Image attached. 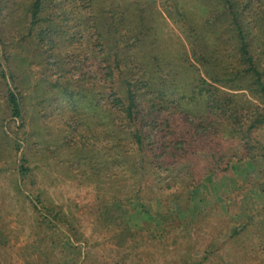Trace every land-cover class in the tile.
Wrapping results in <instances>:
<instances>
[{
  "label": "rangeland",
  "instance_id": "374dc122",
  "mask_svg": "<svg viewBox=\"0 0 264 264\" xmlns=\"http://www.w3.org/2000/svg\"><path fill=\"white\" fill-rule=\"evenodd\" d=\"M142 1L148 10L154 9L151 2L163 8L161 0ZM23 13L21 7L8 16L5 11L4 24L0 20V73L15 88L11 63L26 120L23 126L11 115L0 77V264H264V157L234 166L215 186L191 188H185L187 160L172 161L161 171L184 177L176 196H162L161 179L133 162L125 166L120 158L108 168L96 163L78 136L88 131L86 42L23 38ZM65 61L74 66L70 73ZM67 121L77 136L69 137ZM253 144L261 153L264 126ZM25 152L33 175L22 181ZM114 167L121 176L108 178ZM129 192L138 200L132 202ZM38 193L60 211L59 220L35 199Z\"/></svg>",
  "mask_w": 264,
  "mask_h": 264
},
{
  "label": "trees",
  "instance_id": "16d2710c",
  "mask_svg": "<svg viewBox=\"0 0 264 264\" xmlns=\"http://www.w3.org/2000/svg\"><path fill=\"white\" fill-rule=\"evenodd\" d=\"M165 1L162 9L151 2L154 9L148 10L142 0H0V20L5 11L8 16L21 7L23 38L39 44H53L56 36L86 42L81 48L88 62L82 75L88 78V131L78 134L79 146L88 147L105 168L120 158L125 166L133 162L161 179L162 196L166 191L176 196L184 177L161 171L172 161L187 160L185 188H191L215 186L234 166L264 157V147L257 153L253 144L264 126V0H197L194 11L191 0ZM68 64L70 73L74 66ZM9 71L15 88L0 73L7 104L25 126L11 63ZM75 98L71 93L68 99ZM66 124L69 137L77 136L70 121ZM18 172L22 181L32 178L27 152ZM105 174L122 172L114 167ZM126 196L138 200L131 192ZM35 199L60 219L40 193Z\"/></svg>",
  "mask_w": 264,
  "mask_h": 264
}]
</instances>
